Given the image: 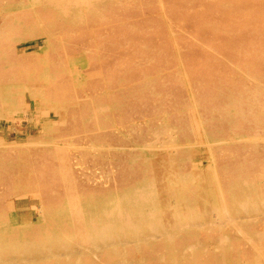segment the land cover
I'll use <instances>...</instances> for the list:
<instances>
[{
  "label": "bare ground",
  "instance_id": "6f19581e",
  "mask_svg": "<svg viewBox=\"0 0 264 264\" xmlns=\"http://www.w3.org/2000/svg\"><path fill=\"white\" fill-rule=\"evenodd\" d=\"M21 115L0 264H264V0H0Z\"/></svg>",
  "mask_w": 264,
  "mask_h": 264
},
{
  "label": "rangeland",
  "instance_id": "374dc122",
  "mask_svg": "<svg viewBox=\"0 0 264 264\" xmlns=\"http://www.w3.org/2000/svg\"><path fill=\"white\" fill-rule=\"evenodd\" d=\"M182 8L183 9L181 11H178L181 8H179V9H177L175 11V12H178V14H177L178 17H175L174 18L177 22H178V19L180 17H182L184 14L186 15L187 9L185 7H183V6H182ZM154 10H155L154 8H151V10L145 11L144 14L148 15L150 12L153 13ZM139 14H142V13H136V14H132L130 16L133 17V18H135ZM152 16H154V14L148 15V16H146V18L147 19L148 18L151 19ZM131 21H133V19ZM190 27H187L185 29L186 32H188V33H191L192 32L193 29H191ZM39 44H40V41L39 40H34L32 42L23 44L20 48H21V50L22 49L24 50V49H27V48H33L35 51H37L38 50V47H39ZM18 119H19V121L21 123L18 121ZM40 130H41V125L37 124V122L35 120L33 121V117L32 116L21 115V119L19 117H17V116H9L8 120H3V119L0 120V136H7L8 135L7 137H8V141L9 142H15L19 138H27L29 136L38 135L39 132H40ZM13 135H14V137H13ZM14 203H16V205L18 207H25V206L29 207V203L30 204L31 203L38 204L39 201L31 202V198L30 197L24 196L22 198L15 199V200H13L11 202V204H14Z\"/></svg>",
  "mask_w": 264,
  "mask_h": 264
}]
</instances>
